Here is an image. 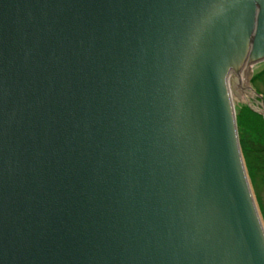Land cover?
Here are the masks:
<instances>
[{
  "label": "water",
  "instance_id": "95a60500",
  "mask_svg": "<svg viewBox=\"0 0 264 264\" xmlns=\"http://www.w3.org/2000/svg\"><path fill=\"white\" fill-rule=\"evenodd\" d=\"M263 60L264 0H0V264H264Z\"/></svg>",
  "mask_w": 264,
  "mask_h": 264
},
{
  "label": "rangeland",
  "instance_id": "374dc122",
  "mask_svg": "<svg viewBox=\"0 0 264 264\" xmlns=\"http://www.w3.org/2000/svg\"><path fill=\"white\" fill-rule=\"evenodd\" d=\"M246 66L248 65H245L243 69L241 70V74H242L241 85L237 86L235 82L231 84L232 96H233V100L235 104L236 114L238 113L240 114L239 116H241L240 123L238 122V130H239L240 138L242 137V135L246 136V138L247 136L248 138L255 136L257 132L260 129H262V125H263L261 121H258L256 119L250 121L248 119V115H246L247 113H245L244 111L245 109L244 107H248L252 112L260 114L262 116V119L264 120L263 95L261 92L259 93V91L257 90V87L254 86L252 82V77L264 69V60L251 64L250 70L248 68L247 71H245ZM237 121H238V118H237ZM243 154H244V150H243ZM248 174L251 180L253 192H254L258 207L262 213V210H264V181H262L260 176H257L256 181H254L253 177L250 174L249 169H248ZM262 216H263V213H262ZM263 219H264V216H263Z\"/></svg>",
  "mask_w": 264,
  "mask_h": 264
},
{
  "label": "trees",
  "instance_id": "16d2710c",
  "mask_svg": "<svg viewBox=\"0 0 264 264\" xmlns=\"http://www.w3.org/2000/svg\"><path fill=\"white\" fill-rule=\"evenodd\" d=\"M252 82L254 86L257 87L259 93H262L264 99V69L252 77ZM244 108L250 121L256 119L263 124L262 129H260L255 136H252L251 138H248L247 136L246 138V136L242 135L240 139L244 150L246 164L251 176L254 181H256L257 176H260L262 181H264V120L260 114L252 112L248 107ZM239 115L240 114L237 113L238 122L240 123L241 116ZM262 213L264 216V210H262Z\"/></svg>",
  "mask_w": 264,
  "mask_h": 264
}]
</instances>
